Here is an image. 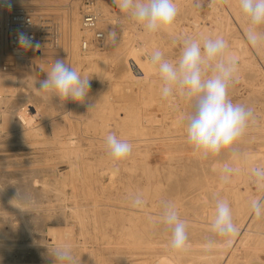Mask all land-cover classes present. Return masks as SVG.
<instances>
[{
    "label": "bare ground",
    "instance_id": "bare-ground-1",
    "mask_svg": "<svg viewBox=\"0 0 264 264\" xmlns=\"http://www.w3.org/2000/svg\"><path fill=\"white\" fill-rule=\"evenodd\" d=\"M97 1V9L102 18L100 26L106 33L107 45L103 50L92 48L89 52H83L81 49L82 39H90L92 37V33L82 30L81 14L79 9L80 2L78 0L0 1V35L2 34V41L5 42L2 43L0 59L4 58L5 61L9 60L10 58H14L17 61L21 60V56L19 54L15 55L11 52V48L6 41L3 32L5 14L1 8V5L2 3H6V5L8 6L11 5L17 8H22L25 6L32 7L38 14H52L59 24L61 33L59 47L55 49V51L58 49L60 50V55L67 56V54H71L76 61L80 62L79 64H82L83 66L84 63L87 62L89 64V67L92 68L102 67L108 62H115L116 60L121 58L126 68L119 79L110 81V85L104 90L106 92L101 96V104L105 110L104 114H101L99 116V122L97 121L98 123L96 122V125L99 124V126H103L105 123H107L106 125L109 126L110 123L113 122L115 124H121V126L123 127L129 126V130H127L125 136H123V140L128 141L132 145V152L129 158L130 165H128V163H121L120 167L117 169H115L114 166L103 167L102 173H100L102 175L100 177L98 174L97 176H94L92 172L93 163H87L86 161L81 162V158H83L84 154H86V149H84L80 144V140L77 136L76 131L73 129L70 117H66L65 115V117L63 116V119H60V121L55 124L52 123L51 125L52 131L50 133V136H52V138L51 140H49V142H57L59 144V148H61L60 154L63 159L67 160L70 167L68 178H70L72 186L74 187V189H76V185L78 184L77 182H80L81 189L83 190V196L85 198H91L94 200V202H74L75 207L72 210V214L75 218V221L73 223L76 224L62 227L61 224L60 226L59 224L57 225L56 223H54L53 217H50L49 221H51V223H48L50 226H48L46 233L48 234L47 236H50L53 240L52 246L54 245L56 248L68 246L74 250H76V247H79L78 257L81 264H108L99 247L97 246L101 245L100 243L103 237L100 238L97 234L95 238L92 237V234L86 228V221L89 219V217H92L96 224V231L99 227V221H102L104 223L108 222L109 225H113L115 229H117V231L120 233L119 242L118 244H116L117 247L123 245L128 247L132 251H144L143 255H147V257L138 259L136 262L134 261L131 264H219V262L222 261L224 264H229L234 263L238 259H241L238 258L237 254L240 249H242L244 259H252L253 257H256L258 252L264 247V236L260 231L254 233L251 230L253 222L256 219L251 211V201L253 200V197L250 193H248L249 191H243L241 186L248 180L249 177H251L250 172L252 168H264V150L259 149V151H249L241 155L233 153L226 158H220L218 155L211 154L207 155L206 157L203 154H195L192 147L187 143L186 134L184 132V125L186 123L185 118L192 111V103L185 100L179 95H174L168 100H163L160 94L161 82L149 65L148 58L152 51L156 49H159L162 52L164 51L163 46L165 45L162 40L163 37L161 35H158L157 33L147 34L143 30L135 29V27L133 26V23L135 24V22L129 20V18L123 15L119 20L112 21L107 16L109 2H111L112 0ZM184 1L186 2V0H179V3L182 4ZM25 2L30 4H25ZM192 4L190 3V5ZM227 7L228 8L223 9V11L217 13L215 16L211 15L209 19L210 26L203 25L200 33L197 35H195V33L193 39L203 41L207 38L222 36L229 45L228 55L235 56L241 64H238V74L243 70V68L248 66V64L250 66L253 65L252 61L249 59L251 48L249 49L245 39L242 37L243 35L241 36V31H243L244 34L246 33L248 24L240 11L239 0H228ZM174 30L176 29L173 25V27L169 31ZM111 33H115L114 40L111 36ZM62 39L63 44H61ZM257 49L264 56V45L258 46ZM79 52L80 55L83 56V58L78 57ZM49 54L50 53L46 55L45 53L44 56H35L33 60L36 62V66H28L29 63L26 65L20 63V67L15 72H0V103H5L7 100H11L9 96H15L16 92L19 91L22 85L21 81L23 80V78H21L23 70L29 69L31 71L34 66L35 70L37 71L36 67H41L40 65L42 64V58H44L45 56L46 58H48ZM53 58L56 60L55 57ZM76 70L78 71V68ZM106 75L107 78H113V75ZM44 80H46L45 74L43 76V73H39V80L35 81V83L33 82L34 84H32L31 88L33 87L34 91L39 93V85ZM122 89L125 90V92L128 94L126 98H124L126 95L121 98L120 96L117 97L115 95ZM42 96H44L48 100V103L59 101L60 103H63L62 105H66V103L71 104L72 102V99L70 98L61 100L58 96H50L49 94H44ZM69 104L67 105L69 106ZM24 128L26 136H35L37 127L35 126L34 121L30 119V121L26 123ZM246 137L247 136L243 135L240 139H246ZM152 146H156V152H152L151 150L149 153V150ZM191 157L199 160L200 163H203L206 159L208 160L210 174L204 172V176L200 181L197 177L189 175L187 160ZM225 164H229L232 168L239 169L240 171L226 173L223 171V166ZM83 166L85 167V169L82 168ZM52 167L55 168L54 166ZM0 168H2V166H0ZM120 169H124L126 171L133 170L134 172L135 170H137L138 172L140 171V173L137 175L136 173H134L136 175V184H138L136 193L140 195V192L142 191L145 195V199L151 200L153 204L152 207L148 208V204L146 205V202H143L140 207H133V202H97L98 199L93 192V185L100 183V178L102 176H108V179L110 180L108 185H105L102 182L101 185L103 190L111 188L112 186H114L117 180L116 177ZM4 172L2 171V174ZM22 174L24 173L22 172ZM36 175L34 177H36ZM222 176L228 177L227 182H223L221 180ZM30 177L28 176V178L26 179H29ZM16 178L17 177H15V179ZM31 179L30 181H32ZM32 183L30 184L32 185ZM28 186L30 185H27V187ZM1 187L2 189L4 188L3 186ZM27 187L26 191L28 189ZM4 191L0 189V196L2 197V199L8 201V203H5H7L8 207L12 209L9 212H13V209H16L18 204L12 202V196H10L8 193H5ZM84 191L86 192L84 193ZM11 192L12 191H10V193ZM217 199L227 200L232 210L233 222L234 224H236L238 231L230 238V240L229 238L217 236L216 239L210 241L206 237L210 235V233H213L211 231V222L213 218L215 202ZM183 202L190 203L192 208L189 207V209H193L194 217H180L181 220L186 221V231L189 239L187 241L188 247L186 248V250L177 252L172 250L170 247V231L166 229V226L159 225V221L162 219L164 213H159L153 210L156 208V205L159 206L161 203L163 205H167V207L169 206V204H172L175 208L184 207ZM22 214H19V216L16 215L17 219L13 214L11 217L5 216L2 219L3 221H0L1 242L12 238H19L21 236V232L22 234H26L24 232H27L28 225H26L27 222H25L26 217ZM100 214H102V216L98 219V216ZM35 218L33 219L35 220ZM14 219H16L17 222H15ZM33 219L31 220L33 221ZM61 219L63 222V220H66L67 218L66 216H64L61 217ZM2 222H7L8 224L6 225ZM25 225L27 226V229L25 228ZM38 226L40 225L38 224ZM36 228L38 227H35V232ZM44 228L45 227H43L42 229ZM75 229H78L77 231H79V233L76 234ZM42 231L43 230H41V232ZM27 235L28 234H26V236ZM77 235L82 239L81 244L80 239H77ZM35 243L37 244L38 248H40L39 245L41 246L43 244L42 243L38 245V243L40 242L37 243L36 240ZM2 245L7 246L9 245V243L6 241V243ZM207 245H210V247H206ZM159 246H162L165 252L155 254V250L159 249ZM2 249L3 248L0 247V261L6 262L7 253H10V251H8L7 248L6 250ZM11 249L12 248H10V250ZM38 251L42 256L41 260L43 262H46V252L42 253V250ZM139 254L141 255V253ZM16 256L18 255L16 254ZM37 256L40 257V255ZM120 264L127 263L121 261Z\"/></svg>",
    "mask_w": 264,
    "mask_h": 264
},
{
    "label": "rangeland",
    "instance_id": "rangeland-1",
    "mask_svg": "<svg viewBox=\"0 0 264 264\" xmlns=\"http://www.w3.org/2000/svg\"><path fill=\"white\" fill-rule=\"evenodd\" d=\"M0 1L2 2V0ZM30 1H35V0H30ZM195 1L186 0V2L184 1L182 4H180L179 0H175L176 4H179L177 5L179 7L178 8L179 11L183 12V13L178 12V15L176 17V20L174 23V27L176 30L157 33L158 35H161L163 37L162 40L165 45L163 46V50H164L163 54H164L165 59H168L170 61H175L180 55V51L182 48L184 38L186 37L185 39H187V37L189 38L190 36V38L193 39L195 35L200 33V30L203 27V25L210 26L209 19L211 15L215 16L217 13L223 11V9L228 8L227 4L223 6H215V7L210 8L208 6V0H199V6H197L198 0H195ZM110 3H113V0L109 2V4ZM190 3L191 4L193 3V4L190 5ZM3 4L6 5V3H2V5ZM25 4H30V3L25 2ZM2 5H1V8H2ZM133 26L137 30H143V28L137 25L136 23L135 24L133 23ZM241 36L245 39L247 43L246 35L244 34L243 31H241ZM0 39H1L0 40L1 41L0 51H1L2 43H5L4 41H2V34L0 35ZM61 44H63V39H62ZM247 45L249 49L250 48L252 49V50L250 49L249 59L252 61L253 65L250 66L248 64V66L243 68V70L237 74L238 82H235L230 85L228 94H229L230 99L233 101V103H239V104L244 105L247 108H251L254 113V120L249 122L248 128L246 129L244 133V136H247L246 139H239L233 145L231 149L221 150V152L218 154L220 158H226L233 153L241 155L249 151H259V149L264 150V138H263L264 136V82H263L264 81V59H263L264 56L257 49V47H252L248 43ZM48 53H50L52 57H55L56 60H62L69 65L71 64V66L73 65L72 67L74 68L76 66V69L78 68V73L81 75V77L89 79L90 88H89L87 97L85 101L83 102H77V101L72 100L71 104L66 103V105L69 104V106L62 105L63 103H60L59 101H54L51 103L49 102L50 103L49 104L48 100L44 96L34 91L33 87L31 88L32 84H34L35 81L39 80V73H43V76L45 74V77H47L46 73L42 72L40 67H36L37 69L36 71L35 67L33 66L31 71L29 69L23 70L22 76H21V78H23V80L21 81L22 85L19 91L16 92V95L9 96L11 100H7L5 103H0V166H2V168H0V177L5 180L4 181L3 179L0 178V184H1L0 189L3 191L5 190L4 191L5 193H8L10 196H12V199H13L12 202H15L16 204H18L17 208L20 209V210H18L17 208L13 209L14 213L9 212L12 209L8 207V204H7L8 201L5 199H2V197L0 196V207H1L0 208V221H3L2 219L5 216L11 217L13 214L15 215V218L17 219V216H19V214L24 213L22 215L26 217L25 222H27L26 225H28V229L26 228L27 226L25 225V228L27 229L28 233L26 231L24 232L28 234L27 236L26 234H22L21 232V236L19 238H12V239L6 240L9 243V245L7 246L2 245L6 243V241L1 242L0 240V247L3 248L2 250L4 249L6 250L7 248V250L10 251V253L12 252L11 254L9 252L7 253L6 257L8 261L7 260L6 262L0 261V264H4V263L9 264V262L10 264H52V263L57 264L56 258L53 254V251L56 249V247L54 245L52 246L53 240L50 236H47L48 234L46 233L47 228L48 226H50L49 224L51 223V221H49L50 217L52 216L54 223H56L57 225L61 224L62 227L76 224V223H73L75 221V218L73 217V214H72V210L75 207L74 202H94L93 199L85 198L83 196V190L81 189L80 182H77L78 184L76 185V189H74V187L72 186L70 178H68L69 177L68 172L70 170V167L68 165L67 160L63 159V157L60 154L61 148H59L60 147L59 144L57 142L55 143L49 142V140H51L52 138V136H50V133L52 131L51 130L52 123L54 124L57 123L58 121H60V119H63L65 115L66 117H70L72 121L73 129L76 131L77 136L80 140V144L82 145L84 149H86V154H84L83 158H81V162L86 161L87 163H91V164L93 163L92 172L94 176H97L98 174L100 177L102 175L100 173H102L103 167L114 166V168L117 169L120 167L121 163H125V164L128 163V165H130L129 163L130 156L126 160L114 164L111 158L107 154L105 141H104L106 135L109 133H114L117 135L118 138L123 139L124 138L123 136H125V133L127 132V130H129V126L123 127L121 126V124H115L113 122L110 123L109 126L106 125L107 123H105L103 126L102 125L99 126V124L96 125V122L97 121L99 122V116L101 114H104V110H105L101 104V96L102 94H105L106 92L104 90L110 85V81H113L114 79H119V77L123 74V72L126 69L125 64L122 61V59L119 58L115 62H108L102 67L92 68V67H89V64L87 62H85L84 65L82 66V64H79L80 62L76 61L71 54H67V56L60 55L59 49L56 51L49 50ZM78 57L83 58V56L80 55V52L78 54ZM1 59H0V72H2V64L5 61L4 58L2 59V61ZM238 64H240L239 61H238ZM29 65L31 64H28V66ZM33 65L36 66V64H33ZM106 74L113 75V78L112 79L107 78ZM122 90L117 92L118 94L116 93L115 95L117 97L120 96V98L126 95L124 97L126 98L128 94L125 92V90L123 91ZM119 94H121L122 96ZM152 110H155V109H152ZM66 112L68 113V115ZM30 119L34 121V124L37 127V130H36L37 134L35 133L34 137L26 136L25 135L26 132L24 131L25 129L24 126L26 125L27 122L30 121ZM105 126L106 127L108 126L107 129ZM100 130H101V133H100ZM152 147L155 149H153ZM152 147L149 150V153L151 150L152 152L153 151L156 152V146H152ZM52 166H54L55 168H53ZM187 167L189 170V175L197 177L199 181L201 180V178H203L204 172L210 174V169H209V164H208L207 159L203 163H200L199 160L191 157L190 159L187 160ZM82 168L85 169L84 166ZM8 170H9V173H8ZM2 171L3 172L5 171L4 173L6 174L4 173L2 174ZM22 172L24 174H22ZM134 173H136L137 175L140 173V171L138 172L137 170H135L134 172L133 170L126 171L124 169H120L119 173L117 174V177H116L117 180L114 186H112L111 188H107L106 190L102 189L101 184L104 183L105 185L106 184L108 185L110 180L108 179L109 178L108 176H102L100 178V183L93 185V192L95 193L98 199L97 202H133V200L137 196H139L143 200V202H146V205L148 204L147 205L148 208L152 207L153 204L151 200L145 199V195L142 191L140 192V195L136 193L138 184H136V175ZM34 174L35 175L37 174L36 175L37 178L34 177L35 176ZM14 175L15 177L18 178V180L17 178L15 179ZM28 176L29 177L31 176V177L29 179H26L28 178ZM38 176L41 178H39ZM8 177L10 181L8 180ZM30 179L32 181H30ZM17 181H20V182H17ZM254 181H255V178L251 175V177H249L248 180L241 186L242 190L249 191L248 193L251 194L253 199L264 198V186L257 187V184ZM30 183H32V185ZM27 185H30V186L27 187ZM1 186H3L4 188L2 189ZM26 187L28 188L27 189L28 192L26 191ZM10 191L12 192L10 193ZM85 192L86 191H84V193ZM28 193H30L31 195ZM183 203H184V207L175 208L179 217L186 218L188 216L190 218H193L194 211L193 209L191 210L189 209V207L192 208V206L190 205L189 202H183ZM167 208H168L167 205L165 204L163 205L161 203L159 206L156 205V208L152 210L157 211L159 213H164L167 210ZM26 209L28 212L26 211ZM37 209H38V212H37ZM31 215H34V216H31ZM46 216H49V217H46ZM64 216H66L67 219L63 220L62 222L61 217H64ZM101 216L102 214L98 216V219ZM56 217H58L59 219ZM33 218H35L36 221ZM16 219H14L15 222H17ZM31 219H33L34 222ZM14 220H11V221H14ZM37 221L40 226H38ZM2 223L6 225L8 224L7 222H2ZM33 225L34 226L36 225L35 227H38L36 228V232L34 230L35 227ZM41 225L45 227L44 228L45 230L42 229L43 227ZM159 225L166 226L163 224L162 219L159 221ZM86 228L92 234V237L95 238L96 234L100 238L103 237L100 243L101 245H97V246L99 247L100 251L102 252L108 264H120L121 261H124L127 264H131L134 261L136 262L138 259L147 257V255H143L144 251L142 252L132 251L128 247L123 246V245H121L120 247H117L116 244H118L119 242L120 233L117 231V229H115L113 225H109L108 222L104 223L102 221H99V227H98V230L96 231L95 221L93 220L92 217H89V219L86 221ZM166 229H168L171 233L170 228L166 226ZM28 230L30 231V233ZM41 230H43L42 231L43 234ZM77 230L78 229H75L76 234L79 233V231ZM251 230L254 233H256L257 231H260L262 235L264 236V217H261L260 219L256 218L255 221L253 222V226ZM38 232H40L41 234ZM38 234L42 236H39ZM206 237L208 238V240L211 241V240L216 239L217 235L210 233V235ZM77 239L78 240L80 239V244H81V241H82L81 237L77 235ZM35 240L37 243L40 242L38 243V245L43 243L41 246L39 245L40 248H38L37 244L35 243ZM29 246L32 248H30ZM44 247H47V248H44ZM10 248L12 249L10 250ZM78 248L79 247H76V250L71 249V251H72L73 256L75 257L76 264H81L79 257H78L79 256ZM158 248L159 249L155 250V254L165 252L162 246H159ZM38 250H42V253L46 252L45 253V257H46L45 259H47L46 262H43L41 260L42 256ZM139 253H141V255ZM16 254L18 256H16ZM237 254H238V258H241V259H238L234 263H229V264H264V247L258 252L257 256L253 257L252 259H244L242 249H240V251H238ZM37 255H40V257ZM50 257L53 261L50 259ZM38 259L40 262L38 261ZM219 264H224V263L222 261V262H219Z\"/></svg>",
    "mask_w": 264,
    "mask_h": 264
},
{
    "label": "clouds",
    "instance_id": "clouds-1",
    "mask_svg": "<svg viewBox=\"0 0 264 264\" xmlns=\"http://www.w3.org/2000/svg\"><path fill=\"white\" fill-rule=\"evenodd\" d=\"M118 15H123L141 26L147 34L169 31L176 20L179 9L175 0H113ZM228 0H208L210 8L223 6ZM199 6V0L197 3ZM240 11L247 21L246 40L252 47L264 45V0H239ZM113 40L115 33H111ZM21 48H39L25 33L18 35ZM228 42L222 36L203 41L187 38L183 40L179 57L175 61L165 59L156 49L149 56V65L158 76L163 100L179 95L192 103V111L186 116L184 132L186 141L195 154L218 155L228 150L244 135L249 122L254 120L251 108L233 103L228 90L238 82V60L228 55ZM47 79L39 85L41 95L58 96L61 100L85 101L90 84L71 65L62 60H51L42 69ZM108 156L113 163L126 160L132 145L109 133L105 137ZM226 173L239 172L229 164L223 166ZM250 174L257 187L264 186V168L254 167ZM221 180L227 182L228 177ZM143 200L137 196L133 207H140ZM251 211L257 219L264 217V198L251 201ZM162 222L171 229L170 247L184 251L188 247L186 221L181 220L175 207L169 204ZM211 231L219 237L230 238L238 231L233 222L232 210L227 200L215 202ZM206 247H210L207 245ZM57 264H76L71 248H56L53 251Z\"/></svg>",
    "mask_w": 264,
    "mask_h": 264
},
{
    "label": "built area",
    "instance_id": "built-area-1",
    "mask_svg": "<svg viewBox=\"0 0 264 264\" xmlns=\"http://www.w3.org/2000/svg\"><path fill=\"white\" fill-rule=\"evenodd\" d=\"M80 2L81 26L82 30L92 33L90 39L83 38L81 42V49L83 52H89L92 48L103 50L107 45V37L104 30L101 28V15L98 12L97 0H78ZM2 10L5 14L3 32L11 52L15 55L19 54L21 60L10 58L2 64V71L5 73L15 72L21 64H36L33 60L35 56L47 55L49 50H55L59 47L61 40L60 28L57 20L52 14H38L32 7L25 6L17 8L3 4ZM108 18L112 21L119 20L122 15H118L116 5L109 4ZM25 33L29 36L33 45L39 44V48L33 47L29 49L21 48L18 44L19 33ZM51 60H55L49 54L42 58L40 69ZM21 63V64H20ZM47 79V77H46Z\"/></svg>",
    "mask_w": 264,
    "mask_h": 264
}]
</instances>
